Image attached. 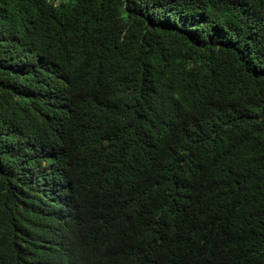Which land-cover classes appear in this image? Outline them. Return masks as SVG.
Returning <instances> with one entry per match:
<instances>
[{
  "label": "trees",
  "instance_id": "trees-1",
  "mask_svg": "<svg viewBox=\"0 0 264 264\" xmlns=\"http://www.w3.org/2000/svg\"><path fill=\"white\" fill-rule=\"evenodd\" d=\"M0 264H264V0H0Z\"/></svg>",
  "mask_w": 264,
  "mask_h": 264
}]
</instances>
